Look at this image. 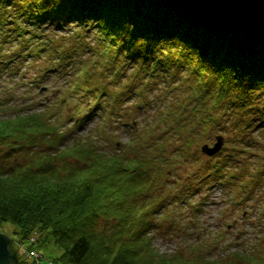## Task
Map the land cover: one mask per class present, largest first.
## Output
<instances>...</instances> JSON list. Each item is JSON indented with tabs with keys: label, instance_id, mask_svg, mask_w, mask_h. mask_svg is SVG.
Here are the masks:
<instances>
[{
	"label": "trees",
	"instance_id": "1",
	"mask_svg": "<svg viewBox=\"0 0 264 264\" xmlns=\"http://www.w3.org/2000/svg\"><path fill=\"white\" fill-rule=\"evenodd\" d=\"M32 58L70 63L74 70L65 74L82 72L89 82L78 76L68 84L108 101L93 99L68 130L47 104L0 118V229L12 224L22 238L50 232L62 250L57 264H264L262 247L225 260H210L198 247L163 258L151 241L158 212L169 211L173 219H159L177 229V210L201 212L204 200L193 197L204 185L263 175V166L237 159L249 161L264 142V21L204 0H0V71L14 72ZM48 70L38 67L39 78ZM163 77L176 95L151 128L167 158L128 149L107 155L90 137L68 143L88 117L116 114L135 80L139 100L143 86ZM106 86L119 94H107ZM218 125L225 145L202 158L199 145ZM176 167V177L168 175Z\"/></svg>",
	"mask_w": 264,
	"mask_h": 264
},
{
	"label": "rangeland",
	"instance_id": "2",
	"mask_svg": "<svg viewBox=\"0 0 264 264\" xmlns=\"http://www.w3.org/2000/svg\"><path fill=\"white\" fill-rule=\"evenodd\" d=\"M6 44L3 46L5 50L7 48ZM79 58L85 59L87 57L81 55ZM87 60H90L89 57ZM5 62V65H7V60ZM59 65L61 64H54L51 61L45 62L42 58H32L30 62L24 60L22 64L17 65L14 68V72H8L7 68L0 71V118H6L18 112H30L33 109L42 110L47 104L54 107L52 109L53 112L56 110L55 117L59 121L58 123H65L67 130L72 129L70 126L75 123L74 120L78 113L80 115L86 113L84 104L87 100L81 97L82 100L79 101L83 103H77L78 99L65 95V86L72 93L75 92V89L70 87V84H68V79L70 78L65 72H61L63 69ZM69 65L70 63L64 65L66 68L63 71H66ZM41 66L43 68L46 66L49 69L42 79L39 78L38 72V67ZM69 68L68 70L72 69V67ZM74 73L72 72L71 74ZM87 78L81 72L77 80L80 83L89 82ZM97 79L96 76L91 78L93 82L98 83ZM164 80L165 78L163 77L143 86L142 89L145 96L139 99L142 101L141 106L139 105L140 101L138 100L137 102L133 98H128L125 102L122 100L119 111L116 114H112L108 120L105 121L100 116L103 112L106 114L110 113V110H105L99 116L95 115L85 121L80 128L76 127V130L72 131L73 133L68 143L71 144L73 139L90 137L97 142L99 149L107 155L120 149H128L131 154L135 152L145 153L148 157H153L157 154L167 158V155H162L165 144L161 141L160 134H156L151 128L152 121L162 115L169 101L176 95L175 92H168L169 83L164 82ZM135 81L134 87L139 89L142 85L138 80ZM79 90L85 91L82 87H79ZM106 90L107 94H119L118 90L111 86H106ZM90 99L99 100L100 105L104 100L105 102L108 101V97L104 93L94 98L92 96ZM57 104L59 107L56 108ZM73 105L75 107L77 105L80 106L76 111L72 112ZM133 106L136 107V110H133L135 109ZM223 120L224 117H221L218 122L222 123ZM224 130L225 128L221 125L216 126L212 130L211 140L206 143L211 145L214 141L213 137L217 134L223 135L226 140L227 134ZM260 130H257V137L258 140L262 141ZM150 133H155L151 139L148 138ZM153 139H155L154 143L160 140L154 144ZM150 141H152L151 148L147 146ZM262 146L255 145L252 152L257 153V155L252 156L249 161L237 159V162L239 164L242 162L247 163L252 169L264 166V142ZM244 156L250 157L247 153H244ZM244 166L247 165L245 164ZM163 167L168 169L167 164ZM178 169L181 168H173L168 171V175L176 177L175 173ZM250 175L248 173V176ZM180 178L182 179L183 176L180 175ZM261 178L257 182L258 184L254 191L256 195L259 193V197L255 201L249 202H247L248 199L245 193L240 196L237 195L238 191L236 189H239V183L233 187L223 184V182H216L208 186L204 185L199 194H195L193 197L196 201L200 199L199 195L203 199L205 198L202 211L193 214L191 208L177 210L176 212L178 213L175 212L176 219L181 222L177 229H173L167 223V218L163 221L159 219L164 217L165 214L173 219L169 211L164 212L162 210L155 214L153 220L158 219L159 226L151 231V241L156 253L162 255L163 258L174 254L189 255L187 251L190 247H198V250L202 251L203 255L210 260L219 258L225 260L227 255L230 256L235 252H252L253 248L251 247L254 246L253 244L264 242V175ZM162 179L164 180V178ZM167 181L169 182V178ZM251 186L253 185L251 184L249 188ZM241 203L246 204L243 205ZM190 221L195 222L192 224ZM0 232L6 234L14 241L18 264H57L56 259L62 253V250L54 244L52 235L48 231L37 229L22 238L23 235H21L19 228L12 224L4 223ZM220 232L223 233L218 238L216 234ZM215 236L218 238L216 239L217 241H210L215 239ZM39 260L41 261L38 262Z\"/></svg>",
	"mask_w": 264,
	"mask_h": 264
},
{
	"label": "water",
	"instance_id": "3",
	"mask_svg": "<svg viewBox=\"0 0 264 264\" xmlns=\"http://www.w3.org/2000/svg\"><path fill=\"white\" fill-rule=\"evenodd\" d=\"M210 2L228 7L232 10L243 13L246 16L264 20V0H209ZM223 144L222 137H216V143L209 148L202 146L201 151L207 156L217 153ZM0 264H18L15 251L12 248L11 239L0 233Z\"/></svg>",
	"mask_w": 264,
	"mask_h": 264
},
{
	"label": "bare ground",
	"instance_id": "4",
	"mask_svg": "<svg viewBox=\"0 0 264 264\" xmlns=\"http://www.w3.org/2000/svg\"><path fill=\"white\" fill-rule=\"evenodd\" d=\"M204 1H206V2H210L209 0H204ZM262 21H264V20H262ZM38 257H40V256H38ZM41 260H39L38 262H40Z\"/></svg>",
	"mask_w": 264,
	"mask_h": 264
},
{
	"label": "built area",
	"instance_id": "5",
	"mask_svg": "<svg viewBox=\"0 0 264 264\" xmlns=\"http://www.w3.org/2000/svg\"><path fill=\"white\" fill-rule=\"evenodd\" d=\"M31 254H33V253H31Z\"/></svg>",
	"mask_w": 264,
	"mask_h": 264
}]
</instances>
